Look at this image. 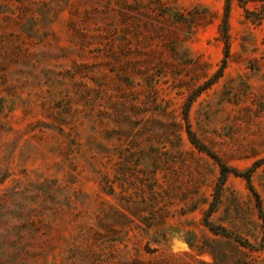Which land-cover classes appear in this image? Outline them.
I'll use <instances>...</instances> for the list:
<instances>
[{
    "label": "rangeland",
    "instance_id": "374dc122",
    "mask_svg": "<svg viewBox=\"0 0 264 264\" xmlns=\"http://www.w3.org/2000/svg\"><path fill=\"white\" fill-rule=\"evenodd\" d=\"M247 7L259 23L232 1L229 58L187 117L227 166L251 169L264 216V6ZM222 8L0 0V264H210L209 249L264 264L244 177H226L209 221L253 252L203 226L218 168L175 132L224 56Z\"/></svg>",
    "mask_w": 264,
    "mask_h": 264
},
{
    "label": "trees",
    "instance_id": "16d2710c",
    "mask_svg": "<svg viewBox=\"0 0 264 264\" xmlns=\"http://www.w3.org/2000/svg\"><path fill=\"white\" fill-rule=\"evenodd\" d=\"M232 1L233 0H223V8H222V13H221V17H220V23L218 24V34H219L220 39L223 42V47H224V52H223L224 56L221 60L219 68L209 78H207L201 85L197 86L189 94L188 99H187L188 103L185 107L183 114L181 115V120L179 121L178 124H175V126L177 128L175 130V132L183 131L186 135L188 142L198 152L205 154L209 159H211L218 168L217 182H216L215 189H214L215 193L213 194L212 201L208 203V208L204 212L203 220H202L203 226L213 236H221L225 239H231L236 244L243 247L244 249H248L250 252H253L255 250L252 248L251 245L241 244L240 240H238L237 238L231 237L229 235V232L226 229H224L220 226H214L209 221V217L215 211V207H216V204H217L218 198H219L218 194L222 189V185H223L224 181L226 180V177L229 174H233L234 176H242V177H244V179L248 185V188H249L250 192L252 193V195L255 199V206H256V209L258 211V219H260L261 223H262V224H260V227L262 228V236L264 237V216L262 215V212H261V204H260L259 197L250 184L251 169H248L246 172L241 173V172H238L237 169L227 166L215 153H213L211 150H209L195 136V133L190 128L188 117H187V113H188V109H189L190 104L194 101V99L199 94H201L202 92H204L205 90L210 88V86L212 84H214L221 77L223 69L225 68V65L227 63V59L229 58V51H228L229 50V41H228L229 22H228V20H229ZM235 1L237 3L238 7H240L243 10L245 20H247L253 24L259 23V21L261 19L260 14L249 10L247 7V3L251 2V1H253V2L259 1L264 6V0H235ZM111 54L115 55V52L111 51ZM162 113H164V111ZM5 178H6V176H2L0 178V184L3 183ZM205 251H207V250H204V248H200L198 250L199 253H204ZM208 252L212 256V262L210 264H217V259L215 258L212 250L209 249Z\"/></svg>",
    "mask_w": 264,
    "mask_h": 264
}]
</instances>
